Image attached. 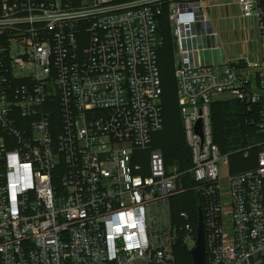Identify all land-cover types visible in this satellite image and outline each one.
Returning a JSON list of instances; mask_svg holds the SVG:
<instances>
[{
  "label": "built area",
  "instance_id": "2783aa9c",
  "mask_svg": "<svg viewBox=\"0 0 264 264\" xmlns=\"http://www.w3.org/2000/svg\"><path fill=\"white\" fill-rule=\"evenodd\" d=\"M238 2L264 42L262 0ZM164 5L205 264H264V54L229 60L204 0H0V264H178L177 247L192 254L198 226L171 214L186 172L153 148L164 127ZM218 100L253 117L258 138L239 152L252 162L258 151L249 169L232 173L214 143Z\"/></svg>",
  "mask_w": 264,
  "mask_h": 264
},
{
  "label": "trees",
  "instance_id": "16d2710c",
  "mask_svg": "<svg viewBox=\"0 0 264 264\" xmlns=\"http://www.w3.org/2000/svg\"><path fill=\"white\" fill-rule=\"evenodd\" d=\"M158 30L161 42L158 51V63L163 88L164 127L162 131L153 135V148L161 150L167 168H171V165H177L180 171L186 172L184 186L189 189L186 193L171 199V214L173 219H177L180 212H188L195 228H197L199 211L204 212V203L202 196L195 189L196 182L192 173L188 172L191 168V151L186 144L180 106L177 100L176 79L174 77L176 48L170 32L168 5H164L163 12L159 16ZM211 119L214 143L223 154L230 155V171L236 173L254 166L257 150L252 152L253 161L251 165L235 166L232 163L237 156L243 157L239 152L253 144L258 138L257 126L252 124L253 117L246 107L230 100L221 103L215 102L211 107ZM214 125H216L215 128ZM192 186L193 189H191ZM176 255L178 264H193L192 254L185 248L177 247Z\"/></svg>",
  "mask_w": 264,
  "mask_h": 264
},
{
  "label": "crops",
  "instance_id": "0c3cea01",
  "mask_svg": "<svg viewBox=\"0 0 264 264\" xmlns=\"http://www.w3.org/2000/svg\"><path fill=\"white\" fill-rule=\"evenodd\" d=\"M207 15L217 32V43L231 61L243 58L260 60L264 54V42L260 39L255 19L244 18L238 0H205ZM264 7V0H262ZM213 10L214 20L209 16ZM230 57V58H229Z\"/></svg>",
  "mask_w": 264,
  "mask_h": 264
},
{
  "label": "rangeland",
  "instance_id": "374dc122",
  "mask_svg": "<svg viewBox=\"0 0 264 264\" xmlns=\"http://www.w3.org/2000/svg\"><path fill=\"white\" fill-rule=\"evenodd\" d=\"M205 1V0H204ZM213 10H210V13H209V16H211V18L214 20V14H213ZM168 14H169V8H168ZM169 26H170V32H171V35H172V31H171V25H170V21H169ZM230 58V57H229ZM231 59V58H230ZM229 59V60H230ZM174 66H175V63H174ZM222 98H225L226 99V97H222ZM218 99H220V98H218ZM223 101H225V100H218L216 103H221V102H223ZM215 126L216 125H214V128H215ZM154 149H156V150H160V149H157V148H154ZM161 151V150H160ZM242 155V154H241ZM148 154L146 153V152H141V153H139L138 154V157H139V160L137 161V164L139 165V166H141L142 168H143V170H144V172H145V175L146 174H148V172H149V161H148ZM236 157V156H235ZM235 166H246V165H251L252 164V162H250V161H246L245 163H244V159H243V157L242 156H237L235 159H233V162H232ZM171 168H173V167H177V165H171L170 166ZM220 168H221V171L222 172H226L227 170H228V168H226V167H224L223 165H220ZM158 214H157V212H156V208L153 206L152 207V210H151V213L149 214V223L151 224V223H153L154 222V220H156V216H157ZM155 230H156V225H155V223H154V226H153V231L155 232Z\"/></svg>",
  "mask_w": 264,
  "mask_h": 264
},
{
  "label": "water",
  "instance_id": "95a60500",
  "mask_svg": "<svg viewBox=\"0 0 264 264\" xmlns=\"http://www.w3.org/2000/svg\"><path fill=\"white\" fill-rule=\"evenodd\" d=\"M206 238L204 229L203 212L199 211L197 242L192 251L193 264H205Z\"/></svg>",
  "mask_w": 264,
  "mask_h": 264
}]
</instances>
